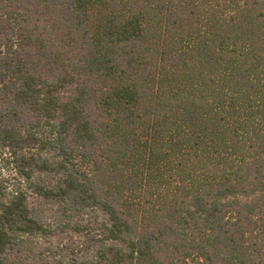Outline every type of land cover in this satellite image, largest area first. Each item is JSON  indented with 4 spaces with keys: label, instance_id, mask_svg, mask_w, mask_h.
Segmentation results:
<instances>
[{
    "label": "trees",
    "instance_id": "obj_1",
    "mask_svg": "<svg viewBox=\"0 0 264 264\" xmlns=\"http://www.w3.org/2000/svg\"><path fill=\"white\" fill-rule=\"evenodd\" d=\"M0 264H264V0H0Z\"/></svg>",
    "mask_w": 264,
    "mask_h": 264
},
{
    "label": "rangeland",
    "instance_id": "obj_2",
    "mask_svg": "<svg viewBox=\"0 0 264 264\" xmlns=\"http://www.w3.org/2000/svg\"><path fill=\"white\" fill-rule=\"evenodd\" d=\"M12 173L5 172L0 174V182L6 183L7 185H11L12 183Z\"/></svg>",
    "mask_w": 264,
    "mask_h": 264
}]
</instances>
